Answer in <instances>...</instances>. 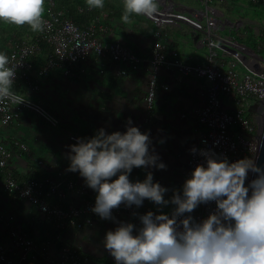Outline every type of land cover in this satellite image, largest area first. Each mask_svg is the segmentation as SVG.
I'll return each instance as SVG.
<instances>
[{
    "label": "crops",
    "instance_id": "0c3cea01",
    "mask_svg": "<svg viewBox=\"0 0 264 264\" xmlns=\"http://www.w3.org/2000/svg\"><path fill=\"white\" fill-rule=\"evenodd\" d=\"M82 2L86 7L77 9L90 14V19L96 18V36L103 41L118 39L138 55L140 62L133 69L129 63L98 58L91 53L71 65L67 75L54 68L48 79L42 80L33 70L32 82L38 85L37 88L30 91L22 84L17 91L39 101L55 118V123L24 109L12 121L0 124V141L11 152L7 168L18 181L47 176L71 180L72 189L64 185V205L70 201L78 206L88 201L95 202V190L86 185L78 171L68 170L69 145L76 143L78 137L94 135L101 127L107 132L125 131L130 120L141 131L149 133L150 147L167 165L162 169L133 167L130 179L142 180L146 172L151 171L155 181L168 187L165 197H170L173 189H182L185 178L190 175L187 157L191 149L198 146L199 133L203 129L196 109L204 103L209 81L183 74L173 67H158L157 79L168 87L157 89L154 114L144 122L146 82L152 71L149 57L157 24L146 15L135 13L131 14L129 21H123L124 0H104L103 8L90 6L88 0ZM212 4L220 8L226 19L224 26L218 28L220 34L232 35L234 28L238 34L245 26L244 22L257 21L254 16L256 9L252 8L257 5L250 0H212ZM199 6V0H158V8L177 11L189 12ZM252 13L253 18H250ZM34 31L32 29L28 38ZM162 31L166 47L176 49L184 62L205 64L207 48L201 41V31L181 20L166 24ZM43 57L40 53L34 58L39 61ZM122 68L127 70L124 75L118 74ZM16 141L24 143L26 148ZM2 177L0 170V243L9 257H20L21 250L9 238L11 226L31 237L37 246L33 253L26 255L22 264H44L40 248L48 240H51L50 250L54 256L59 245L68 244L77 247L86 257L85 264H115L114 257L103 243L107 230L114 229L119 221H131L139 227V214L148 210L166 213L174 208L171 203L158 206L145 198L137 206L134 216L113 214L116 218L113 220L101 218L92 211L85 215L82 227L67 226L56 235L53 223L36 206L3 188Z\"/></svg>",
    "mask_w": 264,
    "mask_h": 264
},
{
    "label": "built area",
    "instance_id": "2783aa9c",
    "mask_svg": "<svg viewBox=\"0 0 264 264\" xmlns=\"http://www.w3.org/2000/svg\"><path fill=\"white\" fill-rule=\"evenodd\" d=\"M199 1V8L189 12L158 8L152 16H147L155 21L157 27L153 31L149 57L152 71L146 82L143 121H149L154 114L157 89L168 87L167 84L158 81L156 76L158 67H173L183 74L196 75L209 81L204 103L202 107L196 109L198 121L203 129L199 133L197 150L191 151L187 157L190 174L198 163H205L206 158L201 154V149L209 150L221 158L226 156L230 161L245 156L254 157L259 144L261 115L264 111V55L260 52L261 44L253 47L233 34H220L218 28L226 23L223 12L212 4V0ZM250 1L264 7V0ZM53 6L54 1L49 0L48 12L43 15L46 21L44 29L35 30L30 38L15 42L7 53L10 63L17 64L14 83L21 82L33 91L38 86L32 82L33 70L42 80H47L54 68L67 75L71 65L91 53L98 58L129 63L133 69L137 68L140 58L118 39L103 41L96 36V18L90 19L81 27L66 17L63 10ZM176 20L184 21L203 33L201 41L207 48L205 64L184 62L176 49L166 47L162 30L166 24ZM44 42L49 46L45 51ZM40 53H43L44 57L36 61L34 57ZM238 65L243 70L237 69ZM126 72L124 68L118 70V74L124 75ZM16 92L22 99L19 103L10 99L0 101V124L5 125L12 121L24 109L55 123V118L39 101ZM15 143L19 144L17 141ZM19 145L26 148L24 143ZM10 156L9 148L0 141V170L5 190L36 206L59 231L67 226L82 227L85 215L92 212L94 201L85 202L81 206L72 201L64 205L62 203L64 185L72 189L71 180L66 181L63 178L57 180L47 176L28 177L18 181L7 168ZM52 196H56L54 202H50ZM215 209V201L202 202L192 210L191 215L200 221ZM112 211L113 214L134 216L137 214V206L134 204L126 206L121 203ZM166 213L171 214V211ZM8 234L13 245L21 250V254L16 259L9 257L5 247L0 243V264H22L26 255L33 253L37 246L31 237L11 226ZM40 249L43 252L44 264H85L86 261V257L73 245H59L56 256L51 253L50 241L45 242Z\"/></svg>",
    "mask_w": 264,
    "mask_h": 264
},
{
    "label": "clouds",
    "instance_id": "9594fccd",
    "mask_svg": "<svg viewBox=\"0 0 264 264\" xmlns=\"http://www.w3.org/2000/svg\"><path fill=\"white\" fill-rule=\"evenodd\" d=\"M88 2L104 7V0ZM44 10L45 0H0V19L27 23L36 31L45 27ZM157 10L158 0H124L121 19L129 21L133 13L150 17ZM16 66L0 51V101H22L13 87ZM150 146L149 133L130 120L125 131L101 127L69 145L68 170L78 171L95 190L92 211L101 218L115 220L113 208L121 203L140 206L145 198L158 206L174 205L171 214H139V227L119 221L107 230L103 243L115 264H264V167L253 156L230 161L201 149L205 163H198L182 189H173L166 198L169 189L153 179V172L147 171L142 180L130 179L136 166L167 167ZM249 171L258 175L246 184ZM208 201H215V211L197 221L192 210Z\"/></svg>",
    "mask_w": 264,
    "mask_h": 264
},
{
    "label": "trees",
    "instance_id": "16d2710c",
    "mask_svg": "<svg viewBox=\"0 0 264 264\" xmlns=\"http://www.w3.org/2000/svg\"><path fill=\"white\" fill-rule=\"evenodd\" d=\"M53 1H54L53 7H55L56 9L63 10L66 17H69L70 19H72L75 23H77L81 27L85 26V24L91 18L90 14H88L86 11H78L77 7H86L83 5L82 0H75V1L53 0ZM73 3H75V4H73ZM254 4H256V3H254ZM256 5H257V7H261V9L263 8V6L260 4H256ZM48 7H49V0H45V10H44L43 15L47 14ZM31 31H32V28L27 23L16 24V23H12V22L0 19V51H4V52L8 53L10 51V49L14 46L15 42H19L21 40H26L29 37ZM259 42H260V40H259ZM258 44L259 43L254 41L251 46L256 47ZM43 49H44V51L49 49V46L47 44H45V42L43 43ZM22 84L23 83H21V82H16V83H14L13 87L17 91V89L20 88L22 86ZM55 197L56 196H52L50 198V202H54ZM53 225H54V223H53ZM58 232H60L59 229H56V235L58 234ZM48 241L51 242V240H48Z\"/></svg>",
    "mask_w": 264,
    "mask_h": 264
},
{
    "label": "rangeland",
    "instance_id": "374dc122",
    "mask_svg": "<svg viewBox=\"0 0 264 264\" xmlns=\"http://www.w3.org/2000/svg\"><path fill=\"white\" fill-rule=\"evenodd\" d=\"M256 9V20L257 21H250L245 23L240 29V33L237 34L236 29L234 28L232 33L234 36L238 37L242 42L246 43L247 45H252L254 41L261 44L260 52L264 55V7L261 9V7H252ZM254 13V12H253ZM249 14L250 18L253 16ZM259 14V15H258ZM253 18V17H252ZM248 21V20H245ZM262 33V34H261ZM260 40V42H259ZM240 70H243L241 66L238 65V68ZM254 103L255 100L253 101Z\"/></svg>",
    "mask_w": 264,
    "mask_h": 264
},
{
    "label": "water",
    "instance_id": "95a60500",
    "mask_svg": "<svg viewBox=\"0 0 264 264\" xmlns=\"http://www.w3.org/2000/svg\"><path fill=\"white\" fill-rule=\"evenodd\" d=\"M171 1L173 2V0ZM258 142L259 144H258L257 151L255 153L254 159L258 165L264 167V111L262 112V115H261V131H260ZM257 175L258 173L250 171L249 178L246 184H248L249 181L254 179Z\"/></svg>",
    "mask_w": 264,
    "mask_h": 264
}]
</instances>
